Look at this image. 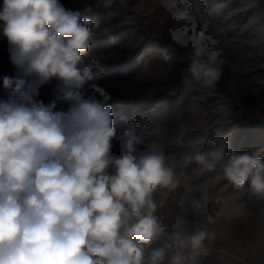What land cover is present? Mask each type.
<instances>
[{
    "label": "clouds",
    "instance_id": "9594fccd",
    "mask_svg": "<svg viewBox=\"0 0 264 264\" xmlns=\"http://www.w3.org/2000/svg\"><path fill=\"white\" fill-rule=\"evenodd\" d=\"M98 3L111 10L128 0ZM161 4L175 25L169 38L192 54L182 81L201 91L214 88L223 49L208 31L203 0H190L189 7L181 0ZM0 21L16 69L14 77L4 76L8 95L0 100V264H164L167 250L173 252L170 264H202L216 239L206 228L191 235L173 231L169 242L151 247L169 229L156 214L154 193L176 189L180 181L162 145L153 142L137 154L144 140L138 133L151 127L146 113L125 121L121 153L112 154L111 96L94 83L103 76L99 60L85 55L94 22L61 0H3ZM162 56L171 66V57ZM52 79L59 82L56 99L45 105L36 97ZM57 101L68 109L56 110ZM259 151L232 150L216 138L215 147L186 154L182 162L195 161L202 172L219 166L235 189L264 200Z\"/></svg>",
    "mask_w": 264,
    "mask_h": 264
},
{
    "label": "rangeland",
    "instance_id": "374dc122",
    "mask_svg": "<svg viewBox=\"0 0 264 264\" xmlns=\"http://www.w3.org/2000/svg\"><path fill=\"white\" fill-rule=\"evenodd\" d=\"M61 3L94 22L95 35L85 55L99 60L103 76L94 83L111 96L107 103L117 130L112 154L121 153L120 136L128 128L125 121L135 113H146L151 127L138 133L144 140L136 146L137 154L155 142L163 146L170 158L167 163L176 169L179 186L154 193L156 214L169 229L151 247L169 242L173 231L191 235L206 228L215 232L216 239L208 245L210 254L202 264H264V200L247 188L235 189L219 166L202 172L197 162H182L186 154L215 147L216 138L224 139L232 150H264V0H203L208 31L223 49L222 76L206 91L182 81L180 73L192 54L169 38L175 25L161 0H128L125 7L111 10L100 7L98 0ZM181 6L189 7L190 0H181ZM197 20L204 23L199 16ZM2 33L0 21V100L8 95L4 76L16 75ZM164 53L171 57V66ZM58 84L52 79L41 86L36 99L48 105L56 99ZM68 107L57 101L56 110ZM259 155L264 157V151ZM208 217L214 222L209 223ZM178 220L184 223L173 228ZM172 255L167 250L164 264H170Z\"/></svg>",
    "mask_w": 264,
    "mask_h": 264
}]
</instances>
